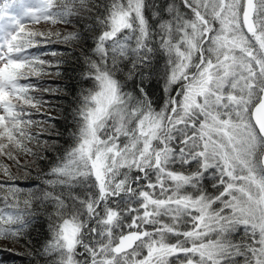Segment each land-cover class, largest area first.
<instances>
[{"label":"snow or ice","instance_id":"6c2138e0","mask_svg":"<svg viewBox=\"0 0 264 264\" xmlns=\"http://www.w3.org/2000/svg\"><path fill=\"white\" fill-rule=\"evenodd\" d=\"M64 64L62 148L32 78ZM0 253L264 264V0H0Z\"/></svg>","mask_w":264,"mask_h":264},{"label":"trees","instance_id":"16d2710c","mask_svg":"<svg viewBox=\"0 0 264 264\" xmlns=\"http://www.w3.org/2000/svg\"><path fill=\"white\" fill-rule=\"evenodd\" d=\"M73 27L74 26L69 25L67 26V28H64L63 30L71 31L73 30ZM63 48L64 46L60 45L58 47L48 49V51L62 50ZM76 51H79V49H77ZM46 58L53 60L54 62V58L50 56ZM73 67L78 68V66L76 65H69V64L61 65L59 69V71L62 73L61 75L56 74L58 69H56L55 67H49L46 68V72L50 74L43 75L39 78H35V77L32 78V83L38 86L37 90L33 94L37 97V99H41L45 102L43 105H46L54 110V113L49 115H46L41 111L36 112L35 110H33L32 119L38 122L45 121L49 125H55L56 131L63 133V136L58 138L62 148L68 147L70 143V137L68 132V128L70 127V124L65 120L67 109L69 107V102L72 100L73 93L79 91V85L77 80L75 79V77L78 76V70L73 71ZM151 87L155 93L154 98L160 97L161 96L160 87L155 83H153ZM48 88L59 89V91L56 92L45 91V89ZM49 117H53L54 119L49 121ZM32 131L38 132L39 128H33ZM45 138H47V133L45 134ZM48 155L52 156L55 154L49 152ZM19 159L23 163L26 160H30L31 157L21 156ZM5 162L11 164V161L6 160ZM49 163L50 161L47 160L43 161L42 167H44L46 170ZM21 183L26 187L30 186L28 182L22 181ZM46 232H47L46 224L43 221L37 224L32 233L33 242L35 243L37 241L43 240L45 238ZM15 249L17 252L20 253H23L26 250L22 243L15 245ZM0 255H3L5 259H13V257H10L8 253H0ZM14 259L16 260V264H22L19 258H14ZM24 264H26V261L24 262Z\"/></svg>","mask_w":264,"mask_h":264},{"label":"rangeland","instance_id":"374dc122","mask_svg":"<svg viewBox=\"0 0 264 264\" xmlns=\"http://www.w3.org/2000/svg\"><path fill=\"white\" fill-rule=\"evenodd\" d=\"M40 111L43 112L46 115L54 113V110L51 109L50 107L46 106V105H43Z\"/></svg>","mask_w":264,"mask_h":264}]
</instances>
